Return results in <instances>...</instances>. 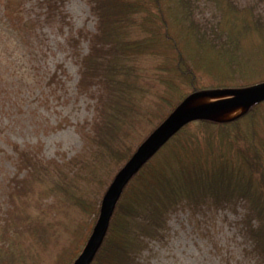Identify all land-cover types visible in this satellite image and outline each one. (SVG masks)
I'll return each mask as SVG.
<instances>
[{
	"label": "rangeland",
	"instance_id": "1",
	"mask_svg": "<svg viewBox=\"0 0 264 264\" xmlns=\"http://www.w3.org/2000/svg\"><path fill=\"white\" fill-rule=\"evenodd\" d=\"M121 1L62 0L50 10L46 0H0V264L75 263L88 246L109 188L102 191L101 182L87 183L83 176L77 184L54 181L63 172L71 175V161L77 159L76 169L97 167L95 182L112 170V184L145 136L173 114L167 106L168 113L161 111L160 98L168 87L172 93L167 79L178 76L175 71L186 66L184 73L194 71L204 84L214 75L213 80L232 75L233 83L246 82L241 80L249 77V62L264 73V30L258 31L264 29V0ZM151 67L169 73H156L162 77L149 83ZM262 83L208 87L184 99L180 110L215 103L224 110L239 92ZM129 92L135 95L122 97ZM263 101L228 104L241 108L232 118L207 117L211 111L199 119H235ZM258 127L264 132V120ZM114 150L121 153L118 164ZM69 195H82L83 201L67 205ZM83 203L92 207L86 217ZM116 204L88 264L105 240ZM244 214L241 204L204 206L195 213L182 205L169 216L166 235L149 243L140 262L264 264L251 252Z\"/></svg>",
	"mask_w": 264,
	"mask_h": 264
},
{
	"label": "trees",
	"instance_id": "2",
	"mask_svg": "<svg viewBox=\"0 0 264 264\" xmlns=\"http://www.w3.org/2000/svg\"><path fill=\"white\" fill-rule=\"evenodd\" d=\"M46 1L50 10H54L58 8L55 3L59 4L62 0ZM147 14L149 15L148 12ZM257 21L252 25H258ZM240 24L246 28L245 20H241ZM258 28L259 35H262L264 29L261 26ZM139 43L136 42V49L139 48ZM149 69L148 73L153 78L146 80L153 84L157 78L162 77L159 74L169 73L152 67ZM248 69L249 77L243 76L245 79L241 81L246 82L241 84L238 81L233 83L235 80H232V75L225 76L227 83L221 77L213 80L214 75L204 84L206 80L202 76L194 74V71L184 73L186 66L181 67L180 72L175 71L178 76L167 79V86L171 85L173 88L172 93L169 87L165 92L161 89L163 94L160 104L164 107L161 111L168 113L165 106L174 110L189 95L208 87L235 89L264 82V73H256L258 69L257 66L254 68V62H249ZM234 72L235 70L231 74ZM115 85L112 90L117 89ZM127 94L121 95L123 97ZM262 104L264 105V101L235 119L221 122L197 119L173 135L166 146L153 155L152 160L144 164L127 184L116 204L105 240L92 264H142L140 257L149 243L161 240L166 235L169 216L182 205L195 213L204 206L220 209L233 208L239 204L245 209L241 224L246 231V239L250 242L251 252L264 263V132L258 127L260 121L264 120V111L259 109ZM192 123L197 127L190 130ZM181 135L183 139H180ZM105 146L109 150L110 145ZM114 153L117 160L112 159L115 161L112 162L118 164L121 153L117 150ZM129 153L130 151L125 155L127 160L134 150L131 155ZM76 161L77 159H72L71 165H75ZM73 165L71 175L63 172L64 175H59L54 184L58 181L77 184L75 180L83 176L87 183L93 182L97 185L101 182L102 191L106 186L109 188V182L113 180V175H110L112 170L104 175L105 181L95 182L94 179L99 178L95 165L87 164L78 166L77 169ZM75 192L79 193V190ZM69 196L73 198L67 205L71 202L79 205V201H83L82 195ZM59 201L64 204L65 198ZM83 206L85 210L82 211L86 217L92 207L85 203ZM50 224L52 221H48L49 226ZM49 230L52 231V228ZM43 236L48 239L45 234ZM70 262L66 260L64 263Z\"/></svg>",
	"mask_w": 264,
	"mask_h": 264
},
{
	"label": "water",
	"instance_id": "3",
	"mask_svg": "<svg viewBox=\"0 0 264 264\" xmlns=\"http://www.w3.org/2000/svg\"><path fill=\"white\" fill-rule=\"evenodd\" d=\"M264 99V83L250 90L242 91L238 93L236 98L228 101L225 105H236V104H253ZM211 104L203 105L200 107H194L187 110H178L173 112L166 121H164L143 144L137 149L133 157L128 163L122 168L119 174L114 179L113 183L109 187L101 208V214L98 222L94 228L93 234L89 240L87 248L83 251L80 257L75 261L74 264H88L92 258L95 249L99 245L109 223V218L112 214L114 206L120 197L124 185L135 174L142 165L159 149V147L165 143L170 136L178 131L186 123L206 117V114L214 110L215 108L223 105Z\"/></svg>",
	"mask_w": 264,
	"mask_h": 264
},
{
	"label": "bare ground",
	"instance_id": "4",
	"mask_svg": "<svg viewBox=\"0 0 264 264\" xmlns=\"http://www.w3.org/2000/svg\"><path fill=\"white\" fill-rule=\"evenodd\" d=\"M119 2H120V4L122 3V1L121 0H119ZM60 3V2H59ZM54 4V3H53ZM113 6H114V4H113ZM112 6V7H113ZM114 10H116V11H118L119 9H116L117 8V3H116V5L114 6ZM126 72H129V70H126V69H124ZM133 96V95H135L134 93H128L126 96ZM242 106H244V105H242ZM180 105H178L176 108H175V110H174V112L175 111H178L179 109H180ZM227 109H225L224 108V110H219V109H214V110H212V113L211 114H209L207 117H212V118H232V116L236 113V112H238L239 111V109H241L240 107H233V106H227L226 107ZM210 113V112H209ZM199 119V118H198ZM195 120V119H194ZM190 122H192V121H190ZM190 122H188V123H186L185 125H187V124H189ZM177 132V131H176ZM175 132V133H176ZM174 133V134H175ZM173 134V135H174ZM171 137H173V136H170L169 138H168V140L171 138ZM147 138H149V137H147ZM128 163V162H127ZM126 163V164H127ZM100 216V215H99ZM99 218V217H98Z\"/></svg>",
	"mask_w": 264,
	"mask_h": 264
}]
</instances>
